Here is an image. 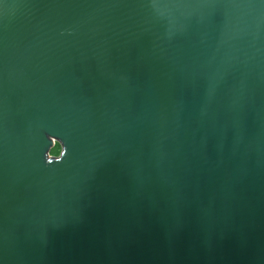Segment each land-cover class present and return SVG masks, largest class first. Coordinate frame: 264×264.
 I'll return each instance as SVG.
<instances>
[{"label": "water", "instance_id": "obj_1", "mask_svg": "<svg viewBox=\"0 0 264 264\" xmlns=\"http://www.w3.org/2000/svg\"><path fill=\"white\" fill-rule=\"evenodd\" d=\"M0 264H264V0H0Z\"/></svg>", "mask_w": 264, "mask_h": 264}, {"label": "built area", "instance_id": "obj_2", "mask_svg": "<svg viewBox=\"0 0 264 264\" xmlns=\"http://www.w3.org/2000/svg\"><path fill=\"white\" fill-rule=\"evenodd\" d=\"M60 152H61V146L59 145V148H58V145H54V147L51 149L50 153H49V157H58L60 155Z\"/></svg>", "mask_w": 264, "mask_h": 264}, {"label": "clouds", "instance_id": "obj_3", "mask_svg": "<svg viewBox=\"0 0 264 264\" xmlns=\"http://www.w3.org/2000/svg\"><path fill=\"white\" fill-rule=\"evenodd\" d=\"M65 155H66V149L64 150L63 157H64ZM62 159H63V158H62ZM62 159H61V160H62ZM61 160H57L56 162H60ZM52 162H53V161L47 157V163H48V164H52Z\"/></svg>", "mask_w": 264, "mask_h": 264}, {"label": "rangeland", "instance_id": "obj_4", "mask_svg": "<svg viewBox=\"0 0 264 264\" xmlns=\"http://www.w3.org/2000/svg\"><path fill=\"white\" fill-rule=\"evenodd\" d=\"M56 145H58V148H59V143L57 142Z\"/></svg>", "mask_w": 264, "mask_h": 264}]
</instances>
